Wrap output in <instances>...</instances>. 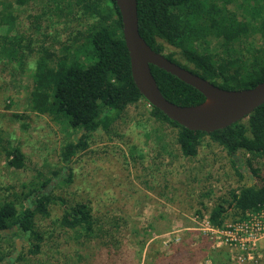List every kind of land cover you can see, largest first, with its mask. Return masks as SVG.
Masks as SVG:
<instances>
[{
    "label": "trees",
    "instance_id": "obj_1",
    "mask_svg": "<svg viewBox=\"0 0 264 264\" xmlns=\"http://www.w3.org/2000/svg\"><path fill=\"white\" fill-rule=\"evenodd\" d=\"M12 1L24 6L32 0ZM66 1L69 0L54 1V11L61 13ZM75 1L82 10L89 11L92 23L73 34L72 43L62 47L61 56L44 46L35 50L29 37L15 33L13 5L0 1V27L7 26L6 33L0 34V60L12 75L28 71L27 109L65 118L74 133L59 147L58 167L50 169L49 176L44 172L20 184L13 199L0 196V264H16L23 259L24 252L13 253V243L6 242L18 233L28 243L27 253L39 254L43 237L35 228L36 217H48L54 206L59 211L57 224L61 229L85 235L93 231L98 219L88 206L81 202L70 204L55 195L53 189L70 184L71 164L88 147L95 132L111 134L126 109L144 100L132 79L115 1ZM244 4L247 8L240 10ZM137 16L139 33L154 51L215 86L242 90L264 81V0H137ZM238 17L244 20L242 24L237 22ZM209 39L220 42L221 52L208 51ZM168 45L178 51L165 54ZM76 52L80 56H73ZM30 58L32 66L27 62ZM150 69L168 101L190 106L204 100L200 92L171 74L153 65ZM149 115L176 130V144L184 158L197 156L204 137L228 156L240 185L218 198L209 209L207 222L212 229L225 228L230 210H234L237 222L262 210L264 103L245 119L208 134L188 130L152 106ZM0 154L8 167L26 168L21 149L2 137Z\"/></svg>",
    "mask_w": 264,
    "mask_h": 264
},
{
    "label": "rangeland",
    "instance_id": "obj_2",
    "mask_svg": "<svg viewBox=\"0 0 264 264\" xmlns=\"http://www.w3.org/2000/svg\"><path fill=\"white\" fill-rule=\"evenodd\" d=\"M0 1L13 5L15 33L29 37L35 50L44 46L59 56L73 34L92 23L89 11L75 0L66 1L61 13L53 9L59 0H32L24 6ZM243 21L238 17L239 24ZM6 30L1 26L0 34ZM208 47L212 54L221 52L214 39ZM172 51L178 49L168 45L164 53ZM27 62L33 65L31 58ZM29 85L28 71L12 75L0 60V137L21 149L26 164L25 169L10 168L0 154V196L10 199L20 184L44 172L49 176L58 167V149L74 134L65 118L27 109ZM149 110L142 99L126 109L111 134L95 132L71 164L70 184L53 189L70 204L88 206L98 219L93 231L61 229L54 206L48 217H36L35 228L43 237L39 254L27 253L20 233L6 240L13 243V253L24 252L16 264H264V232L249 228L246 235H234L228 230L237 222L234 210L227 217L226 235L208 225L209 209L240 185L226 153L204 137L197 156L184 158L176 130L154 121ZM17 208L21 213V204Z\"/></svg>",
    "mask_w": 264,
    "mask_h": 264
},
{
    "label": "water",
    "instance_id": "obj_3",
    "mask_svg": "<svg viewBox=\"0 0 264 264\" xmlns=\"http://www.w3.org/2000/svg\"><path fill=\"white\" fill-rule=\"evenodd\" d=\"M114 1L121 17L134 84L144 100L170 120L188 130L208 134L245 119L264 103V81L242 90L223 89L154 51L139 33L137 0ZM150 65L193 87L203 95L204 100L190 106L168 101L161 94Z\"/></svg>",
    "mask_w": 264,
    "mask_h": 264
},
{
    "label": "built area",
    "instance_id": "obj_4",
    "mask_svg": "<svg viewBox=\"0 0 264 264\" xmlns=\"http://www.w3.org/2000/svg\"><path fill=\"white\" fill-rule=\"evenodd\" d=\"M211 228V227H210ZM249 228H257L258 231H263L264 232V206L262 208V210L257 213V214H248V219L243 221V222H235L234 224H232L231 226L228 227V230H234V235H239L237 232H243L244 235H246V231H249ZM212 229V228H211ZM215 230L217 233L221 234L224 231L223 230H227V229H212ZM224 235H226V233L224 232ZM264 235V234H262ZM241 240V244L243 246L248 245L246 244L247 242H245L246 240H244V237L240 238ZM258 239V238H257ZM256 240V239H255ZM252 241L254 242V240L252 239ZM254 245V244H252Z\"/></svg>",
    "mask_w": 264,
    "mask_h": 264
},
{
    "label": "clouds",
    "instance_id": "obj_5",
    "mask_svg": "<svg viewBox=\"0 0 264 264\" xmlns=\"http://www.w3.org/2000/svg\"><path fill=\"white\" fill-rule=\"evenodd\" d=\"M113 83H115V81H113Z\"/></svg>",
    "mask_w": 264,
    "mask_h": 264
}]
</instances>
